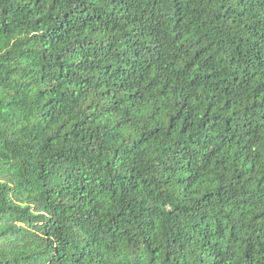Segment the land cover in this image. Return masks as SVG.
<instances>
[{
	"label": "clouds",
	"instance_id": "9594fccd",
	"mask_svg": "<svg viewBox=\"0 0 264 264\" xmlns=\"http://www.w3.org/2000/svg\"><path fill=\"white\" fill-rule=\"evenodd\" d=\"M82 3L0 0V137L21 162L35 167L39 161L62 185L68 173L74 177V186H64L67 191L55 188L53 179L41 181L56 192L51 200L37 185L20 197L28 216L17 213L0 231L22 230L23 236L0 247V264L19 261L21 250L35 264H48L54 250H60L59 264H147L154 247L169 255V264H264V95L254 101L255 85L249 87L253 71L264 84V0H135L133 11L144 12L139 56L132 55L131 45L107 55L97 51L99 41L114 35L104 31L105 22L124 27L123 5ZM174 4L187 11L178 17ZM220 4L231 9L229 17L223 23L209 17L212 27L206 25L179 48L171 31L175 21L185 19L177 32L199 28L202 17L219 12ZM17 7L22 15H14ZM96 16L101 20L88 22ZM207 44L218 50L194 60L192 52ZM255 54L260 61H252ZM189 62L199 64V71L187 67ZM109 63L127 65L115 87L101 66ZM73 118L87 125L80 132L85 139H75L74 130L66 143L58 138L60 158L42 154L40 139L65 131ZM52 202L63 206L61 215L48 209ZM37 203L39 218L31 211ZM72 205L76 208L68 213ZM53 216L58 222L45 236L43 226Z\"/></svg>",
	"mask_w": 264,
	"mask_h": 264
},
{
	"label": "trees",
	"instance_id": "16d2710c",
	"mask_svg": "<svg viewBox=\"0 0 264 264\" xmlns=\"http://www.w3.org/2000/svg\"><path fill=\"white\" fill-rule=\"evenodd\" d=\"M76 3L80 4L81 7H83L82 0H76ZM111 3L116 6L123 5L124 7L121 8L122 12H125L126 14L120 17V21L123 22L124 27H120L119 23H110L107 24L104 23V31L107 33L109 30H111L114 35L109 36V41L101 40L99 41V45L97 48L98 52L104 53L107 55L108 53L112 52L114 49H118L119 47H127L128 45H131L135 51L132 53L133 56H139L141 47V41L145 39V29L143 26L140 28L138 27V24L140 21L144 19V12L141 11L137 15L133 11L135 0H111ZM209 3H212V0H209ZM216 5L213 4V8H215ZM219 12L213 11L209 12L207 16L202 17L201 23L199 28L192 27L187 28L183 32H177V28H180L185 25V19L183 17L177 19L171 29L172 32H176L175 39L177 40L178 44L177 46L179 48H183L184 45L188 42L190 36L205 31L206 25L207 27L211 28L212 23L209 22V17H211V20L213 22L220 21L221 23L224 22L225 18L229 17V14L231 13V9L226 8L223 4L219 5ZM86 11V9H85ZM182 11H187V8L184 6H181L180 4H177L175 6L174 4V12L179 17ZM116 9L112 8V13L115 14ZM222 13V15H221ZM22 15V10L17 7L16 13L14 15ZM152 13H149V17L151 18ZM65 21H68V17H64ZM93 20L100 21L101 17L96 16L94 18H89V23H91ZM257 26H259V22H257ZM8 30V25L5 23L3 25V31ZM59 31V30H57ZM213 31H215L213 29ZM53 36L56 35V33H52ZM205 35L208 36L209 39L213 40V43H217V39L215 36L209 35L207 32H205ZM84 38H82V41ZM201 40H204V37H200L197 39L196 43L200 44ZM122 42V43H121ZM89 46L92 43L95 42H87ZM244 43L243 40H240L237 42L238 46L242 45ZM249 43H252V41H249ZM137 45H141V47H137ZM218 48L214 49L212 44H207V47H199L196 50L192 52V56L194 60H198L202 53L211 52V51H217ZM83 51V46H82ZM149 52L153 51V49L149 48ZM239 54V53H238ZM91 56H95L96 52L91 51ZM119 52L117 51L114 54L115 62L118 64L120 63L119 59ZM209 58L210 55H209ZM261 60V57L259 54H255L252 56L253 62H258ZM247 63V61H246ZM105 68V75L109 76L111 80V86L115 87V77L117 75L123 76L122 68H127V65H123L122 67L118 68L115 67L113 64L109 63L107 65H101ZM187 67L193 68L195 71H199V64H193L192 62H189ZM74 66L69 64L68 68H73ZM248 70L247 68L245 69ZM67 75V70L62 67L61 69V79H64V77ZM45 78L41 77V81H43ZM87 81H84L83 84L87 86ZM255 85V90L253 94V100L255 101L257 95H264V84L259 83V77L255 74V71H253L252 74V83L249 85V87H252V85ZM68 88L72 87L71 83H68ZM123 85H121V88ZM46 94V93H45ZM38 95H44L38 93ZM104 94L101 93V96ZM51 103V101H49ZM227 106V105H225ZM47 107V105H45ZM102 115L98 117V119L103 120L104 119V108L101 104L100 106ZM114 107V106H113ZM256 107L255 102L253 103V108ZM89 110L92 111V114H96V108L90 104ZM51 111V109H50ZM108 112L112 111V108H109L107 110ZM183 113V110H182ZM178 113L177 115L180 117L181 124L184 123L183 120V114ZM206 117H208V113H204L203 116L200 117L201 121L203 122L201 124V127L206 126L207 120ZM55 118V117H53ZM176 117L173 118L175 120ZM57 123L59 124L60 128H65V124L63 121L57 120ZM87 125L84 124L82 121L76 120L73 118L72 123L70 126L62 132H57L55 136H49L47 140L40 139V145H41V153H48L53 152L55 155V158H60L61 154L63 153L64 149L63 147H60L58 145V138L63 139L64 142H67L68 137L71 135V133L74 130L76 131L75 139H80L83 141L85 137H83L80 132L84 127ZM168 127L171 129L172 127V121H169ZM79 129V130H78ZM227 129V126H226ZM26 131V130H25ZM187 129L185 127H181V132H186ZM15 135V134H14ZM0 139H4L0 137ZM89 144L91 143L92 137H87ZM11 149V151H9ZM70 151V149H69ZM53 157H48V163H52ZM74 172H79L80 170L78 168L73 169ZM47 173V175H45ZM44 179H53L56 181L54 187L63 189L64 191H67V189L64 187L67 185L68 187L74 186L70 184V181L74 180V177H72L71 173L67 174L66 179L63 180V185L61 181L59 180L58 176L50 173L48 168L40 163L39 161L36 162V166L33 167L31 164H28L27 161L21 162L20 154L16 152V149L12 147V144L4 139V150L0 151V225L10 224L12 221V218L17 214L20 213L22 217H27L30 209L26 207L23 203L20 202V197L24 195L27 192H30L34 185H37V192H39L43 197L49 198L51 200V196L56 194V192L53 189L47 188L46 185H43L41 181ZM85 181L84 179H81L80 181V191H85ZM208 200V197H205V201ZM47 203V201H46ZM79 203V202H78ZM13 205H18V208L13 207ZM199 207V206H198ZM76 208V205H72L66 209L68 213H72L73 210ZM20 209H23V212H20ZM48 209H52L53 212L56 211L57 215H61L64 211V208L62 205H56L55 202L48 203ZM47 210V209H45ZM33 217H41L42 213L40 212V205L37 203L36 207L31 209ZM171 214V213H169ZM31 220V217H29ZM253 221H259L258 216L252 217ZM58 222L56 220V217L53 216L52 219L47 220L43 226V234L45 236L50 235L51 229L49 226L55 227V223ZM57 232H60L61 229L57 228ZM23 236L22 230H13L12 228H9L6 231H0V247H6L8 246L14 238H21ZM65 245H67V241H63ZM175 243V241H173ZM249 253H251V249L249 250ZM53 256H50L48 258V264H59V261L57 257H60V250H54ZM19 261H13L12 264H35V261L31 259V257L26 254L23 250L19 252ZM153 258L155 259V264H169L170 257L169 255L163 250L159 248H152L150 254H148L147 264H153Z\"/></svg>",
	"mask_w": 264,
	"mask_h": 264
}]
</instances>
